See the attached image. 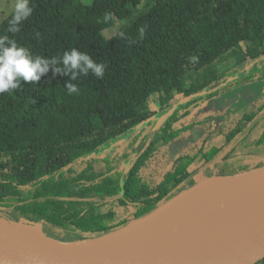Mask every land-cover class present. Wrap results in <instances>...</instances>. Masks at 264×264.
<instances>
[{
	"label": "trees",
	"instance_id": "trees-1",
	"mask_svg": "<svg viewBox=\"0 0 264 264\" xmlns=\"http://www.w3.org/2000/svg\"><path fill=\"white\" fill-rule=\"evenodd\" d=\"M144 1L29 0L33 13L14 39L18 46L33 59L56 58L55 67L76 49L106 68L102 79L91 69L73 70V79L53 75L49 64L37 83L0 94V220L42 221L43 234L54 240L96 239L195 185L196 173L218 167L225 152L264 148V128L256 132L264 91L246 108L233 106L228 119L194 115L216 98L264 83V0H150L149 11L119 35H103ZM69 83L79 92L69 95ZM156 93L165 119L154 130L159 114L137 106ZM195 129L204 135L172 158V145L187 142ZM140 130L146 141L130 160L123 151L107 154ZM20 132L33 137L21 139ZM192 159L202 168L188 166ZM45 171L52 172L32 178Z\"/></svg>",
	"mask_w": 264,
	"mask_h": 264
},
{
	"label": "water",
	"instance_id": "water-1",
	"mask_svg": "<svg viewBox=\"0 0 264 264\" xmlns=\"http://www.w3.org/2000/svg\"><path fill=\"white\" fill-rule=\"evenodd\" d=\"M228 183L240 184L242 188L236 192L260 188L264 186V166L235 175L217 174L201 179L144 218L96 239L54 240L42 231L34 235L22 233L16 229L15 221L0 220L5 226V229H0V264H258L264 260V205L216 235L210 247L196 253L150 254L152 252L146 249L153 242L151 237L167 208L214 186ZM232 196L226 195L223 199H233ZM143 224L146 227L142 233H131ZM211 227L215 225L207 229ZM179 229L176 226L170 234L167 232L168 238H180Z\"/></svg>",
	"mask_w": 264,
	"mask_h": 264
},
{
	"label": "rangeland",
	"instance_id": "rangeland-1",
	"mask_svg": "<svg viewBox=\"0 0 264 264\" xmlns=\"http://www.w3.org/2000/svg\"><path fill=\"white\" fill-rule=\"evenodd\" d=\"M86 2H88L89 0H85ZM14 4H15V0H0V35H7L9 37V39H15L17 38L19 35H21L24 31H25V26L23 24L20 25V31L18 33H11L8 32L7 29L9 27L8 21L11 19V15L14 9ZM151 7V2L150 0H145L140 6L134 8V12L133 15L131 17H129L128 19L124 20V21H119L117 23V25L115 26V28L110 29V30H106L103 35L107 38V39H112L115 36L119 35L125 27H128L129 25H131V23L137 19V17H139V15L141 14H145L149 11ZM7 45V44H6ZM5 45V46H6ZM251 66L252 63L249 62L248 64H246L243 69L250 71L251 70ZM227 65L225 66H221L219 69H215L212 70L210 72L212 73H217V72H222L224 69H226ZM264 91V83H260V84H256L254 86H249L247 89H244L242 92L239 93V95L232 97V98H216L214 99L213 102L207 104L206 106H204L202 108V110L197 111L194 115L197 116H206V115H210V114H217L218 115H222V116H226L227 115V119L230 117L231 112H228L231 110V108L233 106H240L242 108H246L248 103L251 102L252 100L256 99L259 97L260 93ZM160 101H159V95L153 94L150 95L148 97H146L138 106L137 109L139 112L141 113H148V112H156L158 113V124L155 127L154 130H157L159 125L164 121L165 117L162 115V110H161V106L159 105ZM203 112V113H202ZM218 121L221 122L222 120L219 119L218 117ZM260 127L258 129L257 126V131L256 132H262L263 128H264V121L260 122ZM148 131V129H146ZM153 130V131H154ZM205 131L203 129H195L187 142L184 143H179V144H173L171 147V156L172 158H174L176 156V154L180 151H182L184 149V146L187 143H192L195 141H198L203 135H204ZM146 134V133H145ZM142 135V130L140 131H136L133 132L132 134L128 135L127 137H125L124 139H122L120 142H118L117 144H115L108 152L107 154H110L112 152H114L115 150H117L118 152H124V154H129V160L133 157V155H135L137 152H139L145 143V139L143 140V136ZM19 137L21 139H31L33 137L32 134H28L25 132H20L19 133ZM145 137V136H144ZM223 138H220L218 141L219 143L222 142ZM224 144V143H223ZM241 150H237L236 152H234L233 154L228 156V152H225L223 154L224 157H227L222 163H219V166L216 167L215 169L211 168V167H206L204 169H202L201 171H198L196 173V178L197 179H205V178H211L213 175H217L219 174V172L221 171H226L227 173L233 172L236 168H240V167H245V166H255L257 164H261L264 162V148H261L259 150H251L248 149L246 150L245 148L241 147ZM134 151V154H131V151ZM258 153H261V155H257ZM247 154V155H245ZM242 155H244V158H242ZM128 160V161H129ZM127 161V163H128ZM126 163V165H127ZM201 161L200 160H187V165L192 167L193 169L198 168L199 166H201ZM203 166V165H202ZM199 167V169L202 168ZM52 171H45V172H40V173H36L35 175L32 176V178H40L42 176H45L49 173H51ZM31 175H28V177ZM229 202V203H228ZM217 215H209V216H214L211 219H208L204 222H199L198 225L196 226V228H207L210 226L215 225L214 222L217 220H223L226 218V216H229L232 212H233V202L232 199L225 198L222 199L221 202L218 205L217 208ZM41 216H45L44 214H41ZM207 215H203V217H205ZM133 221V217L131 215L130 218H128L127 222H125L123 225L121 224L119 227L115 228V230L109 231L105 234H109L111 232L120 230L122 228L127 227L131 222ZM17 224L16 228L17 230H19L22 233L25 234H30V235H34V234H38L40 231H42V221L38 222V221H34V222H30L27 220H23L22 222H14Z\"/></svg>",
	"mask_w": 264,
	"mask_h": 264
},
{
	"label": "bare ground",
	"instance_id": "bare-ground-1",
	"mask_svg": "<svg viewBox=\"0 0 264 264\" xmlns=\"http://www.w3.org/2000/svg\"><path fill=\"white\" fill-rule=\"evenodd\" d=\"M242 187L239 183L217 185L208 191L187 198L167 208L159 218L157 228L152 235L153 242L146 248L150 254L181 255L196 253L214 243L216 235L231 228L251 212L264 205V186L244 192H236ZM226 195H233V212L223 220L214 222L215 227L196 228L199 222H204L217 215V208ZM229 203V202H228ZM203 215H207L203 217ZM246 219V218H245ZM226 220V221H225ZM179 227L180 238H168L167 232ZM146 225L139 226L132 234H140ZM220 229L212 231L214 229ZM0 229L5 226L0 222ZM17 229V228H16ZM172 237V236H171Z\"/></svg>",
	"mask_w": 264,
	"mask_h": 264
},
{
	"label": "clouds",
	"instance_id": "clouds-1",
	"mask_svg": "<svg viewBox=\"0 0 264 264\" xmlns=\"http://www.w3.org/2000/svg\"><path fill=\"white\" fill-rule=\"evenodd\" d=\"M32 13L33 7L29 5V0H15L7 31L13 34L18 33L22 22L27 20ZM143 32L144 30L140 29L141 36H143ZM6 44L10 46H5ZM191 60L195 63L198 57L193 56ZM59 62L62 63L63 68L55 67L58 63L56 58L48 60L36 57L33 59L28 49L18 46L16 41L9 39L7 35H0V94L19 89L21 82L37 83L40 80V75L48 71L49 64L54 66L53 75L71 73L73 79L77 75L73 71L76 69L84 75H87L91 69L94 76L102 79L106 68L104 63H96L88 54L81 53L76 49L65 52ZM67 92L69 95L78 93L79 88L69 83Z\"/></svg>",
	"mask_w": 264,
	"mask_h": 264
}]
</instances>
